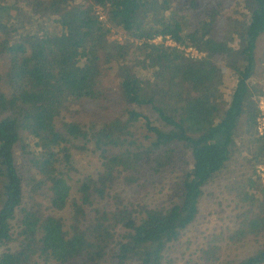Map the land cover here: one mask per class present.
I'll return each instance as SVG.
<instances>
[{
    "label": "trees",
    "instance_id": "obj_1",
    "mask_svg": "<svg viewBox=\"0 0 264 264\" xmlns=\"http://www.w3.org/2000/svg\"><path fill=\"white\" fill-rule=\"evenodd\" d=\"M263 35L264 0H0V264H264Z\"/></svg>",
    "mask_w": 264,
    "mask_h": 264
},
{
    "label": "rangeland",
    "instance_id": "obj_2",
    "mask_svg": "<svg viewBox=\"0 0 264 264\" xmlns=\"http://www.w3.org/2000/svg\"><path fill=\"white\" fill-rule=\"evenodd\" d=\"M234 14L233 10H229L228 12L225 13V19L227 20V22L229 23V20L232 18V15ZM23 16L20 17V19H22ZM235 54V51L232 50V55ZM256 57H257V68H256V73L253 76L251 82V85H256V86H252V90L253 88H256L258 90L262 89L264 91V35L261 37V39H259L258 43H257V50H256ZM219 69L216 75V85L218 86L219 89V93L221 94V96L225 99L228 100L229 99V94L232 91L233 88V73L232 71L227 67L226 63L224 60L219 61ZM112 79V78H111ZM113 84H114V80L112 79V88H113ZM114 90V89H113ZM112 90V92H113ZM254 91V90H253ZM115 97V94H111L110 98L113 99ZM264 97V96H261ZM260 97V98H261ZM257 99V95L254 93V104H256V102L260 99ZM245 152V151H244ZM239 154H236L234 157L235 159L231 160L229 165H228V169L227 171L223 172V174L220 176V179H218V183L221 184H229L231 183L230 181L235 177H232V175L229 174V172L231 171L232 173H236L239 169H238V163H243L242 159L237 156ZM92 158L91 157H87V156H81L78 160V166L79 167H85V168H90L91 162H92ZM228 172V173H227ZM219 193L216 194V196ZM205 200H208V198H205ZM216 208V206H214V209ZM210 209V205L207 204L205 205L204 208V213L202 214L201 217H203L204 215H207Z\"/></svg>",
    "mask_w": 264,
    "mask_h": 264
},
{
    "label": "built area",
    "instance_id": "obj_3",
    "mask_svg": "<svg viewBox=\"0 0 264 264\" xmlns=\"http://www.w3.org/2000/svg\"><path fill=\"white\" fill-rule=\"evenodd\" d=\"M95 16L100 22H105L106 14L104 10L100 7L95 8ZM109 41H117L118 43H123L124 41V34L114 31L113 29L110 30V34L108 36ZM155 43L163 42V38L159 37L153 40ZM166 45H172V41L167 37L166 40L163 42ZM186 55L191 59L200 58L203 54L198 52L193 47H187L184 49ZM255 107L259 110L261 116L258 120L257 124V131L258 134L263 141V149H264V97H261L255 104ZM257 175L260 178L262 185H264V153L260 164L257 166Z\"/></svg>",
    "mask_w": 264,
    "mask_h": 264
}]
</instances>
